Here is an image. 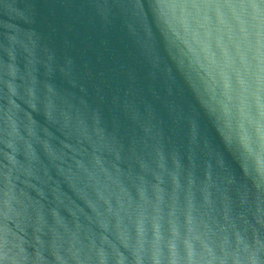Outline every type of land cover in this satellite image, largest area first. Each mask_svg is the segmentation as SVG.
<instances>
[{
  "label": "water",
  "instance_id": "1",
  "mask_svg": "<svg viewBox=\"0 0 264 264\" xmlns=\"http://www.w3.org/2000/svg\"><path fill=\"white\" fill-rule=\"evenodd\" d=\"M0 264H264V0H0Z\"/></svg>",
  "mask_w": 264,
  "mask_h": 264
}]
</instances>
